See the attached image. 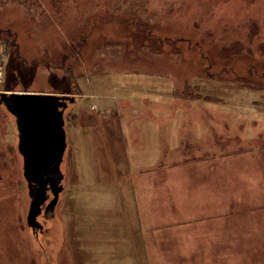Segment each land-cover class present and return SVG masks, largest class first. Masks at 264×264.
Here are the masks:
<instances>
[{"label": "rangeland", "instance_id": "obj_1", "mask_svg": "<svg viewBox=\"0 0 264 264\" xmlns=\"http://www.w3.org/2000/svg\"><path fill=\"white\" fill-rule=\"evenodd\" d=\"M0 56V91L77 100L54 218H37L46 234L26 225L15 120L0 106V264H264V0H0ZM156 92L182 109L179 126L142 123L129 140L158 147V181L120 125L125 100L141 110ZM212 204L243 211L223 223ZM230 216L257 234L236 244Z\"/></svg>", "mask_w": 264, "mask_h": 264}, {"label": "water", "instance_id": "obj_2", "mask_svg": "<svg viewBox=\"0 0 264 264\" xmlns=\"http://www.w3.org/2000/svg\"><path fill=\"white\" fill-rule=\"evenodd\" d=\"M74 101L68 95L0 93V106L15 120L17 149L30 200L26 225L32 230L40 228L39 216L54 215L63 191L64 176L60 169L66 150L63 116L68 104Z\"/></svg>", "mask_w": 264, "mask_h": 264}, {"label": "crops", "instance_id": "obj_3", "mask_svg": "<svg viewBox=\"0 0 264 264\" xmlns=\"http://www.w3.org/2000/svg\"><path fill=\"white\" fill-rule=\"evenodd\" d=\"M151 84V82L149 83ZM156 98H149L150 102H148V107L147 106H143L141 110H139L138 108L134 107L133 109H131L130 111L128 110L127 104L128 101L125 100V103L123 104V106L125 107V111L123 109V114L120 116V125L121 128L123 129V131L126 134V138L128 139V151H130V155L135 157V162L138 161V158H142L145 157V161H146V165L148 166V164L151 165V167H148L149 169H147L146 171H149V175L147 176L149 179H156V181H158L159 176H155L156 172L158 170H156V167L159 165V169H162L161 167V163L163 162V160L161 159L162 157L158 156L157 153L159 154L160 152H158V147L155 149L154 146L152 147V142L149 140H142V143L137 144V145H132L131 143H133L132 141L130 142V132L132 129L136 130L138 128V131H144L141 127H142V123H144L145 127L148 125L150 128L152 129H156V126H161L164 128H171L173 126H179L180 123H178L179 121V117H181L182 114V109L181 108H170L169 105L167 104V99L161 95H159L158 92H156ZM160 99L162 103H160L159 107L155 109L154 104L157 101V99ZM175 99L173 98L172 102L175 105ZM135 109V110H134ZM134 110V111H133ZM122 111V110H121ZM137 114H143L142 117L144 119H139L137 117V121L136 123L132 122V116H137ZM151 116V117H149ZM139 120V121H138ZM145 121V122H144ZM156 122V123H155ZM144 137V136H143ZM146 141V143L144 144V142ZM143 147V148H142ZM141 148L143 149V153L140 157H136L135 155H140L141 153ZM179 150V149H178ZM244 153H249L247 151H245ZM160 155V154H159ZM184 156L186 157H192L194 156L193 153H187ZM183 157V155H182ZM181 157V158H182ZM185 160L184 158H182L180 161ZM161 164V165H160ZM157 185V183H156ZM151 190V188H150ZM162 190V189H161ZM179 190H181L179 188ZM157 191V188H156ZM137 192H139L137 190ZM152 194V192H151ZM139 199V197L137 198V200ZM219 207H221V210L219 211L221 214L215 216L216 213L215 210L217 211L219 209ZM209 210H210V215L209 218H213V217H217L216 219H221L223 220L222 222L224 223V220H226V218L229 216L230 213L232 212H238L240 210V207H236V208H232V207H226V206H219V205H215L212 204L211 206H209ZM240 211H243L242 209ZM231 217V216H230ZM238 218L232 216L231 219H229V226L226 230V232L224 234L226 235H231V238L235 239L236 244H239L240 241V236H246L244 241H248L246 239H251V235L255 234L254 233V228H257V226H254L255 223H258L254 220L250 221V224H248L247 229L241 227L240 229H238L236 226L232 225V222L237 221ZM226 228V227H224ZM257 234V233H256ZM255 234V235H256ZM254 235V236H255Z\"/></svg>", "mask_w": 264, "mask_h": 264}, {"label": "trees", "instance_id": "obj_4", "mask_svg": "<svg viewBox=\"0 0 264 264\" xmlns=\"http://www.w3.org/2000/svg\"><path fill=\"white\" fill-rule=\"evenodd\" d=\"M16 71H19V70L16 69ZM9 75H13L16 80H12L11 81L10 78H9L8 84H7L8 88H13L14 87V83L16 84V86H19V84H21L20 83L21 82V79H17V75H16L15 72L14 73L13 72H11V73L9 72ZM13 76H12V79H13Z\"/></svg>", "mask_w": 264, "mask_h": 264}, {"label": "flooded vegetation", "instance_id": "obj_5", "mask_svg": "<svg viewBox=\"0 0 264 264\" xmlns=\"http://www.w3.org/2000/svg\"><path fill=\"white\" fill-rule=\"evenodd\" d=\"M60 69H62L61 67H59ZM51 215L50 214H48L47 216H46V218H48V217H50ZM43 229V228H42ZM41 228L40 229H36L35 231H33V233H35V234H39L40 233V231L42 232H45L44 234H46V233H48L49 231H48V229L46 228V230L44 231V230H42Z\"/></svg>", "mask_w": 264, "mask_h": 264}, {"label": "built area", "instance_id": "obj_6", "mask_svg": "<svg viewBox=\"0 0 264 264\" xmlns=\"http://www.w3.org/2000/svg\"><path fill=\"white\" fill-rule=\"evenodd\" d=\"M0 60H1V56H0ZM1 80H2V78H1V76H0V83H1Z\"/></svg>", "mask_w": 264, "mask_h": 264}]
</instances>
